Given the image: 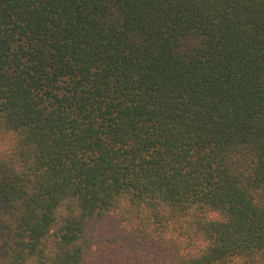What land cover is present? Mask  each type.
I'll return each instance as SVG.
<instances>
[{
  "label": "trees",
  "instance_id": "1",
  "mask_svg": "<svg viewBox=\"0 0 264 264\" xmlns=\"http://www.w3.org/2000/svg\"><path fill=\"white\" fill-rule=\"evenodd\" d=\"M0 264H264V0H0Z\"/></svg>",
  "mask_w": 264,
  "mask_h": 264
}]
</instances>
